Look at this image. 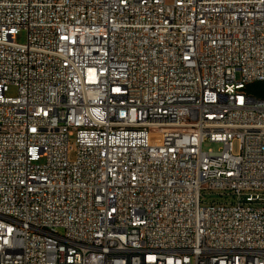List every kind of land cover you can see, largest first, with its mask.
<instances>
[{"label": "built area", "instance_id": "obj_1", "mask_svg": "<svg viewBox=\"0 0 264 264\" xmlns=\"http://www.w3.org/2000/svg\"><path fill=\"white\" fill-rule=\"evenodd\" d=\"M256 82L264 0H0V264H264Z\"/></svg>", "mask_w": 264, "mask_h": 264}, {"label": "rangeland", "instance_id": "obj_2", "mask_svg": "<svg viewBox=\"0 0 264 264\" xmlns=\"http://www.w3.org/2000/svg\"><path fill=\"white\" fill-rule=\"evenodd\" d=\"M168 3H172L173 0H167ZM27 33L25 30H22L19 35H18V41L24 42L26 40ZM263 84L261 82H256L253 87H261ZM17 94V88L15 86H11L8 92V96H16ZM220 147V144L218 143H212V142H205L203 145L204 150H209V149H214L217 150ZM235 149H237V144L235 145ZM75 157V152H71L70 158ZM220 191H214V192H209L205 196L209 200H212L214 198H219L220 197Z\"/></svg>", "mask_w": 264, "mask_h": 264}, {"label": "trees", "instance_id": "obj_3", "mask_svg": "<svg viewBox=\"0 0 264 264\" xmlns=\"http://www.w3.org/2000/svg\"><path fill=\"white\" fill-rule=\"evenodd\" d=\"M253 86L254 84L250 86V90H252L253 93H255L256 95H264V90L263 88H261L263 85L258 88Z\"/></svg>", "mask_w": 264, "mask_h": 264}]
</instances>
